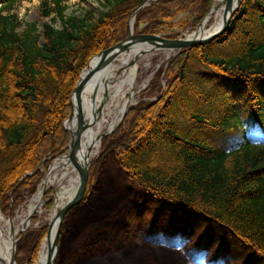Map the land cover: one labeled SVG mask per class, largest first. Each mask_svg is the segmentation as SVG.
Wrapping results in <instances>:
<instances>
[{
	"label": "trees",
	"instance_id": "16d2710c",
	"mask_svg": "<svg viewBox=\"0 0 264 264\" xmlns=\"http://www.w3.org/2000/svg\"><path fill=\"white\" fill-rule=\"evenodd\" d=\"M19 1L0 0L4 215L25 191L34 192L39 166L65 147L62 122L80 70L91 56L126 37L130 13L143 0H97L100 8L67 15L65 0H40L32 21L3 13ZM211 3L148 0L133 16V32L166 31L163 37H174L173 26H195ZM182 12L184 19L178 16ZM42 17L59 26L42 23L38 29ZM165 68L163 86L158 72L148 86L159 91L157 97L130 105L117 129L101 138L80 203L111 155L156 210L185 222L207 221V231L214 227L223 234V247L231 241L245 252L242 264H264V0H241L222 34L178 50ZM44 234L45 227L25 231L14 260L20 255L31 264ZM203 239L193 244L194 256Z\"/></svg>",
	"mask_w": 264,
	"mask_h": 264
},
{
	"label": "rangeland",
	"instance_id": "374dc122",
	"mask_svg": "<svg viewBox=\"0 0 264 264\" xmlns=\"http://www.w3.org/2000/svg\"><path fill=\"white\" fill-rule=\"evenodd\" d=\"M39 2L40 0L15 2L8 12L3 13L14 14L23 21H32L37 17ZM214 3L215 0H212L211 6ZM65 4L66 15L78 14L82 8L99 7L97 0H65ZM178 16L184 19L185 13H179ZM210 19L212 20V18L207 20L211 21ZM42 23L59 26L57 21L51 22L48 17H42L36 23V27L40 29ZM198 23L193 27L186 26L182 29L173 26L170 31L175 36L171 38L190 34ZM165 32L153 34L163 37ZM132 33L137 34L133 29ZM177 52L178 50L155 49L138 62L130 105L139 101H152L157 97L159 91L148 86L156 72H158L157 81L161 87L163 86L167 74L165 67ZM119 115L117 110L110 114L115 122ZM101 138L89 160L88 172L100 154ZM66 150L67 143L62 151L49 157L45 167L39 166L42 175L35 184L34 192L28 195L25 191L22 200L9 213L15 224L28 214L27 205L41 186L52 160ZM53 189L52 185H48L41 193V204L26 216V228L14 235L16 242L25 231L34 228L45 227L46 232L48 214L54 205ZM49 199L51 204L47 206L46 202ZM4 220L8 221L7 215L0 212V223ZM206 229L208 223L202 219L195 218L185 222V219L169 211L156 210L151 203L142 198L139 189L129 184L112 156L108 155L100 164L96 182L88 198L72 206L63 217L59 226L58 245L53 264H242L245 261V252L237 249L233 242L230 241L223 247L224 236L216 228L213 227L209 231ZM202 235L203 247L194 256L196 252L193 244L199 241ZM40 244L31 264L37 262ZM219 251L220 255L215 257ZM14 263L26 264V261L19 255Z\"/></svg>",
	"mask_w": 264,
	"mask_h": 264
},
{
	"label": "bare ground",
	"instance_id": "6f19581e",
	"mask_svg": "<svg viewBox=\"0 0 264 264\" xmlns=\"http://www.w3.org/2000/svg\"><path fill=\"white\" fill-rule=\"evenodd\" d=\"M223 16V0H215L214 5L211 7V15L209 17L212 20L202 21L200 26L194 32L186 35V37L206 36L212 33L222 23ZM149 46L145 43H127L121 48L114 49L107 56L97 75L98 85L95 93L94 106H100L98 113L92 114V107L90 106V92L95 78L93 79L92 76L85 83H82L79 98L81 121H91L92 119L93 121L89 126H83L77 142L72 149L68 147L63 154L51 162L41 186L27 205V211L30 214V212H33L41 204V193L47 189L48 185L53 186L54 205L48 214L47 221L52 222L49 230V241L42 243L36 264L45 263L47 244L52 241L56 227V223L53 221L56 211L72 197L76 189L79 173L75 164H82L84 160H90L92 154L98 147V136L102 132L110 130L114 125L115 119L110 116L112 111L117 110L120 114L124 106L130 102L135 74H137L136 70L139 67L138 62L147 53L151 52L148 51L150 49ZM96 60L95 58L91 61L89 65L91 70L94 68ZM85 70L80 73V79L83 78ZM74 106L75 102H73V108ZM74 110L71 111L67 120V129L69 131H73L77 125L78 114ZM26 216L19 222H16V224L11 220V216L8 221L4 220L0 223V264L10 263L12 239L17 232L26 228Z\"/></svg>",
	"mask_w": 264,
	"mask_h": 264
},
{
	"label": "water",
	"instance_id": "95a60500",
	"mask_svg": "<svg viewBox=\"0 0 264 264\" xmlns=\"http://www.w3.org/2000/svg\"><path fill=\"white\" fill-rule=\"evenodd\" d=\"M240 1L241 0H223V13H224L223 21L216 30H214L212 33H209L206 36L187 38L186 35L182 34V35L175 37V38H164V37H161V36H159L157 34H153V33H149V34H147V33L133 34L132 33V23H133V16H134L135 12L139 8H141L145 3L148 2V0H143L130 13V16H129V19L127 22V35H126V37L123 38L122 40H120L119 42H117V43L97 52L93 56H91L89 58V60L87 61V63L85 64V66L79 72L77 80H76V82L73 86V89L71 91V94H70L69 113H68L67 117L62 122V128L65 130V132L67 133V136H68L67 148L71 147V149H72L75 146V143L77 142V139L80 135V132H81V129L83 128V126H89L93 121V119L91 121L90 120H86L85 122L81 121V115L79 114V98H80V93H81V85H82V83H85V81L87 79L91 78L92 76H93V79L95 78L94 82H93V86L91 88V92H90V106L92 107V109H91L92 114H95L96 112L98 113L100 106L99 105L94 106L95 93H96L97 85H98L97 84L98 83L97 82V75L100 72L102 65L104 64L105 59L114 49L121 48L124 45H126L127 43H132V42L145 43L147 45H150L149 46L150 49L148 51H152L155 49H161V48L168 49V50H180V49L188 48V47H191L194 45H202V44L208 43L212 39L216 38L217 36H219L220 34H222L224 32V30L227 27V24L229 22L230 17L232 16L233 12L236 10ZM211 7L209 8V11L204 16V18L198 23L196 28H198L200 26L202 21H205L210 17ZM195 30H193L191 32H194ZM95 58L97 60L95 62L94 68L91 70L89 65H90L91 61ZM83 70H85L84 76L82 79H80V73ZM73 102H75L74 108H73ZM129 105H130V102L124 106V108L120 112V115H119L117 121L110 128V130L102 132L100 134V136H98L99 139L102 136L113 132L117 128V126L121 122L122 117L125 114ZM73 110L76 111V113L78 114V120H77V125L74 128V130L69 131L64 126V123L69 118L71 111H73ZM89 163H90L89 161L84 160L82 164H78V163L75 164L76 169L79 173V179L77 182V186H76V189H75L72 197L67 202H65L56 211L55 219L53 220L56 223V227H55V231L53 234L52 241L47 244L46 261L44 264H53V261H54L55 255H56V251H57L58 231H59L60 223H61L63 217L65 216L66 212L72 206H74L78 202H80V200L83 196V193H84V190L86 187V182H87V172H88V168H89ZM7 218L10 219L9 209H8ZM51 223L52 222L49 221L46 224V232H45L44 238L42 239L40 247H41L43 242L49 241V230H50ZM15 242H16V238H13L12 243H11V254H10V263L9 264H15L14 258H13Z\"/></svg>",
	"mask_w": 264,
	"mask_h": 264
}]
</instances>
